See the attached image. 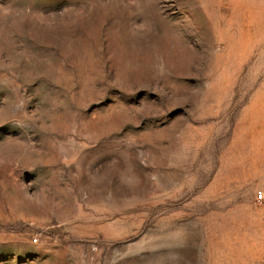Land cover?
<instances>
[{
	"label": "rangeland",
	"instance_id": "374dc122",
	"mask_svg": "<svg viewBox=\"0 0 264 264\" xmlns=\"http://www.w3.org/2000/svg\"><path fill=\"white\" fill-rule=\"evenodd\" d=\"M258 8L0 0V264H264Z\"/></svg>",
	"mask_w": 264,
	"mask_h": 264
},
{
	"label": "crops",
	"instance_id": "0c3cea01",
	"mask_svg": "<svg viewBox=\"0 0 264 264\" xmlns=\"http://www.w3.org/2000/svg\"><path fill=\"white\" fill-rule=\"evenodd\" d=\"M239 1L251 7H259L258 9L264 8V0H239Z\"/></svg>",
	"mask_w": 264,
	"mask_h": 264
},
{
	"label": "built area",
	"instance_id": "2783aa9c",
	"mask_svg": "<svg viewBox=\"0 0 264 264\" xmlns=\"http://www.w3.org/2000/svg\"><path fill=\"white\" fill-rule=\"evenodd\" d=\"M255 199L262 207H264V189L258 190L255 193Z\"/></svg>",
	"mask_w": 264,
	"mask_h": 264
}]
</instances>
